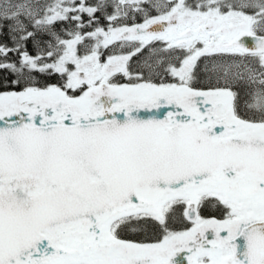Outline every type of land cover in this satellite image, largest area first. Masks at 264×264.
Here are the masks:
<instances>
[{"label":"snow or ice","instance_id":"1","mask_svg":"<svg viewBox=\"0 0 264 264\" xmlns=\"http://www.w3.org/2000/svg\"><path fill=\"white\" fill-rule=\"evenodd\" d=\"M0 264H264V0H0Z\"/></svg>","mask_w":264,"mask_h":264}]
</instances>
